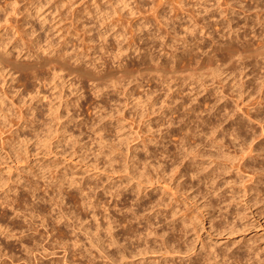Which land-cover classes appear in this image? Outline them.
<instances>
[{
    "label": "rangeland",
    "instance_id": "obj_1",
    "mask_svg": "<svg viewBox=\"0 0 264 264\" xmlns=\"http://www.w3.org/2000/svg\"><path fill=\"white\" fill-rule=\"evenodd\" d=\"M133 159L153 175L161 163L173 181L165 188L141 183L146 197L135 195L142 179L123 169ZM177 160L182 163L171 173ZM263 169L264 0H0V213L5 224L23 226L28 239L0 237L12 254L5 263L33 264L31 239L37 244L63 224L53 219L57 210L49 202L58 190L63 207L93 227L91 210L75 192L83 185L91 202H100L93 211L117 218L139 197L143 208L158 197L172 200L179 215L174 223L169 216L164 221L163 206L159 222L152 219L159 223L154 230L168 229L187 248L168 256L169 264H186L197 254L193 264L213 254L209 264H264ZM115 185L126 186L119 198L125 205L119 201L117 209L108 198ZM15 207L43 212L47 228L37 216L38 227L16 217ZM184 214L193 218L192 225L185 218L186 228L177 219ZM60 251L49 257H61ZM76 251L77 264L105 260L90 258L83 246ZM161 256L149 253L144 264H161Z\"/></svg>",
    "mask_w": 264,
    "mask_h": 264
},
{
    "label": "bare ground",
    "instance_id": "obj_2",
    "mask_svg": "<svg viewBox=\"0 0 264 264\" xmlns=\"http://www.w3.org/2000/svg\"><path fill=\"white\" fill-rule=\"evenodd\" d=\"M231 49H227V51H230ZM258 114V113H257ZM242 128V127H241ZM238 129H239V127H238ZM236 132H239V131H237V130H235ZM248 146L250 147V146H252L251 144L249 145L248 144ZM248 147V148H249ZM247 148V147H246ZM252 148V147H251ZM250 148V149H251ZM258 149V148H257ZM254 150V149H253ZM261 150V149H260ZM259 150V151H260ZM242 151H244L243 149H242ZM262 151V150H261ZM260 151V152H261ZM251 152V151H250ZM250 152H248V153H250ZM256 152V151H255ZM223 153V152H222ZM240 153H243V152H241L240 151ZM252 153H254L253 151H252ZM261 154V153H260ZM248 155H251V153L250 154H248ZM257 155H259V154H257ZM240 156H241V154H240ZM251 157V156H250ZM257 158V157H256ZM175 159V158H174ZM130 160V159H129ZM133 162L131 163V165H129V166H124V171H128V172H131V174H133L131 177H135V175H136V177L138 178V179H142V182H137L136 183V192H137V194H135V195H137V196H139L138 194H143V192L145 191V189L146 188H142L141 186V183H144V185L146 186L147 185V187L148 186H152V185H154V184H159L160 185V188H165V186L167 185V184H170V181H171V179L170 178H172V181H173V177L171 176L170 178H169V181H168V178H166V169H165V167H164V165H163V167L160 165L161 163H159L158 164V168L160 169L159 170V172H156L154 175L153 174H149V173H146V170H145V168H146V165H145V163L143 164V165H145V166H143L144 167V169H141L140 171L138 170V167H137V165H136V160H132ZM179 162H181L180 160H179ZM179 162H178V160H177V163L179 164ZM143 163V162H142ZM176 163V165H175V162H174V165L172 164V166H171V169H170V172L171 173H173L174 172V170L176 169V168H179L180 167V164L182 163H180L179 165ZM183 166L181 165V168H182ZM189 167H190V165H189ZM259 167H261V166H259ZM263 167V166H262ZM188 168V167H187ZM253 168V167H252ZM183 169H186L185 167L184 168H182V170ZM189 169V168H188ZM187 169V170H188ZM251 169V168H250ZM193 170H195V169H193ZM255 170H257V169H255ZM255 170H254V173H255ZM260 170H261V168H260ZM259 170V171H260ZM264 170V169H263ZM262 170V171H263ZM180 171V170H179ZM185 171V173H186V175L188 176V171L186 172V170H183L182 172H184ZM200 171V170H199ZM190 172H192V170L190 171ZM189 172V175L191 174ZM198 174H199V172H198V170L196 171ZM195 172V174H197ZM253 171H251V173H252ZM257 172H258V170H257ZM261 172V171H260ZM176 173H178L177 171H176ZM184 173V174H185ZM259 173V172H258ZM183 174V173H182ZM193 174H194V172H193ZM194 174V175H195ZM255 174H257V173H255ZM179 175L180 176H184V175H181L180 174V172H179ZM201 175H202V173H201ZM254 175V174H253ZM191 176V175H190ZM206 176V175H205ZM256 176V175H255ZM192 177H194V176H192ZM200 177V176H199ZM198 177V178H199ZM208 177V176H207ZM182 177H180V178H176V184H177V182L181 179ZM203 178V177H202ZM256 178V177H255ZM207 179V178H206ZM126 180V179H125ZM178 180V181H177ZM198 180V179H197ZM200 180H201V178H200ZM203 180H205V179H203ZM210 181H212V180H210ZM209 181V182H210ZM214 181V180H213ZM180 182V181H179ZM181 182H184V181H181ZM200 182V181H199ZM209 182H207V183H209ZM254 183V182H253ZM184 184H186V181H185V183ZM183 184V185H184ZM211 184H212V182H211ZM215 184V183H214ZM180 185V184H179ZM178 185V186H179ZM182 185V184H181ZM255 185V184H254ZM253 185V186H254ZM124 187L122 188V187H120V186H117V185H115V188H114V190H112L113 192H112V195H110V197H108V198H112L113 199V206L117 209L118 207H117V205H118V203H119V201H120V203H122V200H119V198H120V196H122L125 192H123L124 190H125V188H126V186L125 185H123ZM257 186V185H256ZM133 187H131V191H133ZM175 187V186H174ZM182 187V186H181ZM213 186H211V191H212V189L215 187H213ZM159 188V189H160ZM178 188V187H177ZM176 188V189H177ZM185 188V187H184ZM188 188V187H187ZM209 188V187H208ZM216 189H217V187H215ZM214 188V189H215ZM127 189H130V188H127ZM180 189V188H179ZM178 189V190H179ZM182 189V188H181ZM189 189V188H188ZM187 189V190H188ZM196 189V188H195ZM207 189V188H206ZM209 189V190H210ZM251 189H253V191H254V189H255V187H252ZM257 189V188H256ZM153 190H155V188L153 189ZM183 190V189H182ZM199 190V189H198ZM208 190V189H207ZM180 191V190H179ZM178 191V192H179ZM214 191V190H213ZM258 191V190H257ZM76 192V194H77V196H79V201H80V205L84 208V209H86L85 211H89V210H91V212H90V214H91V217H92V221H93V227H89V226H87V225H89V222L87 223V219L86 218H83V217H81V215H79L80 213H78V214H75L71 209H66V208H64L63 206H65V205H63V201H64V194L61 192V190H58L53 196H51L50 198H49V202H52V205L54 206V208H56V213L54 212V214L55 215H57L55 218H53V219H55L56 221V223H58V222H60L61 220L62 221H64L63 222V224H61L60 226H57V227H54V228H52V229H49V230H46L45 231V236H41V237H44V238H42L40 241H38L39 243H37L36 244V242H34L33 243V239H31V237H30V239H31V244H32V246H31V248H29V251H30V257H32V262H33V264H48V262H52V264H73V263H75L76 261L74 260L75 259V256L76 255H74L73 253H72V251H74L75 250V252H79V251H76V250H78V248L79 247H81V246H83L84 247V251H83V253H86V255L88 254L89 255V257L90 258H92V256H93V258L94 259H105V260H107V261H109L110 262V264H144L145 263V261H146V257L144 258V256L145 255H147V254H149V253H159V254H161L162 256V263L161 264H169L170 263V261H168V263H167V260H168V256H169V258H170V256L172 255V254H179V256L178 257H180V254H185V253H187V248L185 247V249L183 248H181L180 246H179V243L177 244V242L175 241V240H172L171 238H169V235H168V233H167V230L168 229H163L164 227H158V229L160 228V230L158 231V230H154L153 228H154V226L157 224H159V223H155V225H154V222H152V219H153V221H154V219L156 220V219H158V218H160V214L164 217V221H168V219L167 218H175V215L176 216H179V215H177V212H176V210H177V208L173 205V204H170L171 202H172V200H171V202L170 203H167V204H165L164 202H163V200H161L159 197V199L158 198H156L157 199V201L156 202H150V205H148V207H147V204H146V207L145 208H143V205H145V204H140V197H139V199H137V200H135L134 199V202H133V204L132 203H129V202H127V205H128V203L133 207V206H137V209L135 210V208H134V210L132 209V208H127L126 206H124V208L126 209V212H125V215L123 214V217L122 218H117L116 216V213H115V215L116 216H113V215H104L103 213H100L102 216H100V214H99V212L98 213H96L95 211H93L95 208H97V207H99V205H100V202L99 201H97L95 204L93 203L94 201H92L91 202V200H90V197L88 196V194L85 192V188H84V186L83 185H79L78 187H77V191H75ZM134 192V191H133ZM217 192H218V189H217ZM213 193V195L211 194V196H214V194H215V192H212ZM195 194V193H194ZM206 194H207V196L209 195V193L206 191ZM144 195V194H143ZM70 196V195H69ZM145 197H146V195H144ZM206 196V195H205ZM204 196V197H205ZM210 196V198H213V197H211ZM64 197V198H63ZM73 197H74V195H73ZM136 197V196H135ZM76 198V197H75ZM122 198V197H121ZM124 198V197H123ZM134 198V197H133ZM142 198V197H141ZM18 199V198H17ZM19 199H21V198H19ZM109 199V200H110ZM124 199H126V198H124ZM207 199V198H206ZM205 199V200H206ZM14 200H16V199H14ZM23 200V199H22ZM21 200V201H22ZM77 200V199H76ZM126 200H128V199H126ZM131 200H133L132 198H131ZM130 200V201H131ZM153 200V199H152ZM12 201H13V199H12ZM56 201V203H54ZM72 201V200H71ZM73 201H74V199H73ZM78 201V202H79ZM151 201V200H150ZM207 201V200H206ZM209 201V200H208ZM16 202V201H15ZM14 202V203H15ZM24 202V201H23ZM125 202V201H124ZM139 202V204H137ZM17 203V202H16ZM22 203V202H21ZM55 205H54V204ZM74 203L76 204L77 202H75L74 201ZM153 203V204H152ZM24 204V203H23ZM26 204V203H25ZM22 205V207H24V206H26V205ZM29 204V203H28ZM78 204V203H77ZM123 204V203H122ZM207 204V203H206ZM31 205H33V204H31ZM123 205H125V203L123 204ZM213 205V204H212ZM19 206V205H18ZM80 206V207H81ZM160 206H163V208H168V209H165V212L164 213H166V215L165 214H163V213H160L161 211V209L159 210L158 208H160ZM166 206V207H165ZM207 206H208V204H207ZM210 206V205H209ZM10 207V206H9ZM12 207H14L13 205H12ZM21 207V206H20ZM27 207V206H26ZM26 207H25V209H26ZM31 207H33V206H31ZM70 207V206H69ZM72 207V206H71ZM104 207V206H103ZM158 207V208H157ZM212 206H210V208H211ZM29 208V207H28ZM37 208V207H36ZM105 208V207H104ZM123 208V209H124ZM11 209V208H10ZM16 207L14 208V211L12 212V214L13 213H15L16 212V214H17V216L16 217H20V216H22L23 217V219H28L27 221H29V224H30V220L32 221V219L34 218V216L36 217H39L40 219H39V221H40V223H38V224H40V226L42 227V229H44L45 228V226H46V224H44L45 223V217H47V216H45V214H43V212H39V213H37L36 215H34L35 213V211L33 210L32 212H27V211H25V212H21V211H19V209L20 208H18V209H16ZM51 209V208H50ZM103 209V208H102ZM120 209V208H119ZM124 209V210H125ZM212 209H213V207H212ZM28 210H30V209H28ZM35 210H37V209H35ZM54 210V209H53ZM211 210V209H210ZM225 210V209H224ZM84 211V210H83ZM105 211V213H106V210H104ZM103 211V212H104ZM114 211H115V209H114ZM119 211V210H118ZM121 211H122V209H121ZM121 211H119V213L121 214ZM146 211H148V213L149 214H143V212L145 213ZM160 211V212H159ZM179 211V213L181 212L180 210H178ZM212 211V210H211ZM124 212V211H123ZM122 212V213H123ZM48 213H50V210H49V212ZM47 212H46V214H48ZM118 213V212H117ZM160 213V214H159ZM182 213V212H181ZM90 214H88V215H90ZM99 214V215H98ZM183 214V213H182ZM206 214H208V213H206ZM50 215V214H49ZM51 215H53V213L51 214ZM54 215V216H55ZM79 215V216H78ZM185 216H182L181 218L180 217H176L178 220L180 219L181 220V222H182V224L184 225V227L185 226H187V222H186V219L185 218H188V215L186 216V214H184ZM98 216H100V218H98ZM128 216V217H127ZM169 216V217H168ZM4 217H5V214L2 212V213H0V237L1 236H3L5 239H13V242H17V243H19L20 244V242L23 240V238L24 237H22V236H24V233H25V231H23V230H25L24 228H23V230H22V227H20V226H12L11 224V226H9L8 224H5L4 223ZM22 217H21V219H22ZM36 217V218H37ZM89 217V216H88ZM90 217V218H91ZM162 217V218H163ZM203 217V216H202ZM214 216L211 214V213H209V215H208V218H209V223H211L212 221H213V218ZM15 218V217H14ZM172 218V220H171V223H174L175 222V220L176 219H173ZM17 219V218H16ZM35 219V218H34ZM33 219V220H34ZM195 219H196V217H195ZM225 219H226V217H225ZM224 219V220H225ZM25 220V221H26ZM132 220H135L136 221V224H137V226H138V229L136 228L137 226H135V228H134V226H132L131 224H132ZM163 220V219H162ZM188 221H190V224L192 225V220H193V218L192 217H189L188 219H187ZM206 220H207V218H206ZM24 221V220H23ZM24 221V222H25ZM47 221V220H46ZM134 221V222H135ZM157 221V220H156ZM18 222V221H17ZM23 222V223H24ZM157 222H159V221H157ZM9 223H11V222H9ZM16 223V222H15ZM27 223V222H26ZM31 223H33V225H35V224H37V223H34L33 221L31 222ZM47 223V222H46ZM61 223V222H60ZM162 223V222H161ZM164 223V222H163ZM168 223V222H167ZM28 224V223H27ZM142 224V225H141ZM181 224V225H182ZM190 224H188V225H190ZM194 224V223H193ZM225 224V223H224ZM228 224V223H227ZM13 225H14V223H13ZM17 225V224H16ZM19 225V224H18ZM21 225H23L22 224V221H21ZM134 225V224H133ZM154 225V226H153ZM164 225V224H163ZM171 226V228L169 227V226ZM222 225V224H221ZM229 225V224H228ZM35 226H37V225H35ZM139 226L141 227L140 229H139ZM166 226H168L169 228H170V231H171V229H173V225H171V224H167ZM194 226V225H193ZM231 226V225H230ZM229 226V228H227V229H225V230H229L231 233L233 232V230H234V228H233V226L232 227H230ZM235 226V225H234ZM29 227V226H28ZM33 227V226H32ZM38 227V226H37ZM53 227V226H52ZM153 227V228H152ZM156 227V226H155ZM182 227V226H181ZM223 228H224V226H222ZM31 228V227H30ZM40 228V227H39ZM46 228H47V226H46ZM120 228V229H119ZM166 228V227H165ZM186 228V227H185ZM195 228V227H194ZM33 229V228H32ZM35 229V228H34ZM66 229H68L69 230V232H70V235H68L66 232H65V230ZM156 229H157V227H156ZM183 229V228H182ZM192 229V228H191ZM27 231H28V229H26ZM38 230V229H37ZM181 230V229H180ZM26 231V232H27ZM30 231H31V229H30ZM30 231H28V232H30ZM33 231V230H32ZM36 231V230H35ZM169 231V230H168ZM183 231V230H182ZM193 231V230H192ZM27 232V233H28ZM34 232V231H33ZM32 232V233H33ZM40 232V231H39ZM42 232V231H41ZM40 232V234L39 233H37V232H35V233H37L38 234V236H40V235H44V234H42ZM102 232H104L103 233V235H102ZM184 232V231H183ZM195 232V231H194ZM169 233H172V231L171 232H169ZM180 233H182L181 231H179V234ZM31 234V233H30ZM34 234V233H33ZM178 234V235H179ZM182 234H184V233H182ZM187 234V233H186ZM80 235H82L84 238H85V241L87 240V243L89 244H87L90 248H93V249H86L85 247L87 246V245H85L84 246V242L82 243V241L80 240V238L82 237H80ZM30 236H32V235H30ZM171 236H173V235H171ZM148 237H151V239H149ZM157 237H159L160 238V243H159V241L157 242L156 241V238ZM2 238V237H1ZM39 238V237H38ZM83 238V239H84ZM183 238V237H182ZM25 239V238H24ZM26 239H27V237H26ZM25 239V240H26ZM29 239V240H30ZM176 239V238H175ZM180 239H181V237H180ZM4 240V239H3ZM25 240H23V241H25ZM28 240V239H27ZM38 240V239H37ZM133 240H135V242H133ZM151 241H153V242H156V246H152L151 244H150V242ZM181 241V240H180ZM27 242V241H26ZM136 245H135V244ZM159 243V244H158ZM182 243V242H181ZM28 244V243H27ZM31 244H28L29 246L31 245ZM22 245V244H21ZM23 245H25V248H26V244H23ZM182 245H183V243H182ZM9 246V245H8ZM8 246L6 245V246H0V264H7V263H5L6 261H3L4 259H10V258H12V254H11V251H10V248H8ZM184 246V245H183ZM24 248V249H25ZM28 248V247H27ZM27 248H26V250H27ZM88 248V247H87ZM111 248V249H110ZM41 249V250H40ZM81 249V248H80ZM79 249V250H80ZM110 249V250H109ZM188 249H190V248H188ZM25 250V251H26ZM56 250L58 251V250H61L59 253L60 254H62V255H60L61 257H59V258H50L49 256H56V254H57V252H56ZM83 250V249H82ZM91 250H93V251H95V253H93ZM191 251H192V249H190ZM38 251H41V253H40V255H38V256H36L35 255V252H38ZM189 251V250H188ZM208 251H210V250H208ZM28 252V251H27ZM74 252V253H75ZM81 252V251H80ZM92 252V253H91ZM196 251H194V255H196V253H195ZM210 252H212V251H210ZM208 253V254H210V255H212L211 253ZM213 252H214V250H213ZM29 253V252H28ZM207 253V252H206ZM205 253V254H206ZM236 253V252H235ZM81 254V253H80ZM204 254V253H203ZM226 254V253H225ZM225 254H223L224 256H226ZM232 254V253H231ZM237 254V253H236ZM83 255V254H82ZM81 255V256H82ZM87 255V256H88ZM154 255V254H153ZM198 255V254H197ZM196 255V257H198ZM228 255V254H227ZM238 255V254H237ZM80 256V257H81ZM84 256V255H83ZM86 256V257H87ZM157 256V255H156ZM160 256V255H159ZM215 256H216V254H213V256H207L206 255V258L207 259H205V261L204 262H202L201 264H209L210 262H211V260L212 259H214L215 258ZM221 256H222V254H221ZM220 256V257H221ZM232 256V255H231ZM242 256V255H241ZM30 257H28V258H30ZM58 257V256H57ZM79 257V258H80ZM139 258V257H141L139 260H137V261H133L135 258ZM177 257V256H176ZM190 257V256H189ZM186 258L187 259V261H185L186 262V264H193L194 263V261H199V258ZM204 257H205V255H204ZM212 257H214V258H212ZM217 257H219V256H217ZM216 257V259H218ZM233 257V256H232ZM231 257V258H232ZM46 258H48V259H46ZM82 258V257H81ZM84 258V257H83ZM137 258V259H138ZM209 258H212V259H209ZM222 258H224V257H222ZM222 258H220V260L222 259ZM231 258H229V260L231 259ZM239 258H240V254H239ZM238 258V259H239ZM244 258V257H243ZM31 259V258H30ZM29 259V260H30ZM89 259V258H88ZM93 259V260H94ZM159 259V258H158ZM173 259V258H172ZM182 259H183V256H182ZM185 259V258H184ZM203 259V258H202ZM233 259V258H232ZM236 259V258H235ZM27 260V259H26ZM77 260V259H76ZM105 260H103L104 262H106ZM153 260V259H152ZM156 260V259H155ZM170 260V259H169ZM201 260V259H200ZM227 260H228V258H227ZM228 260V261H229ZM243 260V259H242ZM75 261V262H74ZM89 261H91V260H89ZM102 261V260H101ZM151 261V260H150ZM176 261V260H175ZM180 261V260H179ZM213 261V260H212ZM239 261V260H238ZM10 262V264H13L14 263V261H12V260H10L9 261ZM29 262V261H28ZM104 262H102V264H104ZM108 262V263H109ZM147 262V261H146ZM148 262H149V260H148ZM164 262V263H163ZM215 262V261H214ZM213 262V264H215ZM218 262V261H217ZM221 262V261H220ZM220 262H218L219 264H220ZM223 262V261H222ZM26 263V262H25ZM107 263V262H106ZM105 263V264H106ZM150 263H152V262H150ZM149 263V264H150ZM155 263H156V261H155ZM174 263V262H173ZM172 263V264H173ZM199 263V262H198ZM228 262L227 261H224V263L223 264H227ZM246 263H248V262H246ZM245 263V264H246ZM75 264H77V263H75ZM157 264V263H156ZM160 264V263H159ZM175 264H177V263H175ZM182 264V263H181ZM222 264V263H221ZM230 264V263H229Z\"/></svg>",
    "mask_w": 264,
    "mask_h": 264
}]
</instances>
